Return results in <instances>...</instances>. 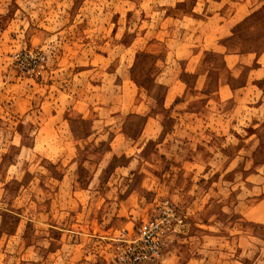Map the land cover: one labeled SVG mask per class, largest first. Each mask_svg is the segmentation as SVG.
<instances>
[{"label": "rangeland", "instance_id": "rangeland-1", "mask_svg": "<svg viewBox=\"0 0 264 264\" xmlns=\"http://www.w3.org/2000/svg\"><path fill=\"white\" fill-rule=\"evenodd\" d=\"M193 2L0 0V264H130L153 218L166 231L156 264H264V127L234 101L182 92L180 59L212 48L201 37L224 35L228 14L227 0H198L197 20L182 18ZM142 50L171 105L132 81ZM22 51L43 54L39 73L16 68Z\"/></svg>", "mask_w": 264, "mask_h": 264}, {"label": "crops", "instance_id": "crops-1", "mask_svg": "<svg viewBox=\"0 0 264 264\" xmlns=\"http://www.w3.org/2000/svg\"><path fill=\"white\" fill-rule=\"evenodd\" d=\"M180 3L186 7L184 1ZM197 4L198 0H194L189 12L183 10L182 18L197 20L205 7L203 4L201 10L196 12ZM225 9L228 12L227 17L223 19L225 23L219 25L224 35L217 36L220 32L216 31L209 33V36H202L201 40H211L214 46L212 48L204 46L200 53L191 51L190 55L180 59L183 61L181 70L183 77L180 78L182 92L186 87L192 86L194 89H204L206 103L231 100L237 105L245 106L249 111L254 110L251 118L254 122H251V126L262 129L264 118L259 121L264 117V0H227ZM205 16L210 21L211 17ZM222 40L226 42L224 45L220 42ZM167 55L168 53L165 56ZM198 56L204 58L205 65L202 69L199 64L191 67V62H195ZM158 59L154 53L147 50L136 52L131 73L136 86L147 90L150 98L156 102L160 99L161 106L164 107L174 103L176 97L171 92L173 90L171 85L155 84L153 74L158 71L156 67ZM184 76L194 77L197 82L200 81L199 85L187 84L183 81ZM142 81L149 82L147 88L140 84ZM179 97L181 96L177 99ZM124 135L129 137L126 133ZM259 167H264V164Z\"/></svg>", "mask_w": 264, "mask_h": 264}, {"label": "built area", "instance_id": "built-area-1", "mask_svg": "<svg viewBox=\"0 0 264 264\" xmlns=\"http://www.w3.org/2000/svg\"><path fill=\"white\" fill-rule=\"evenodd\" d=\"M12 60L22 74L36 75L39 73L45 58L43 54L34 51H22L13 54ZM162 215L174 218L175 213L168 205L163 206ZM165 225L153 218L142 223L137 230V237L128 248L130 264H156L165 246Z\"/></svg>", "mask_w": 264, "mask_h": 264}]
</instances>
